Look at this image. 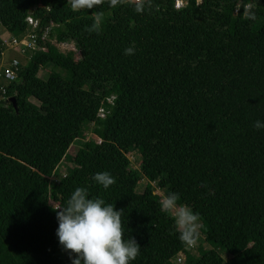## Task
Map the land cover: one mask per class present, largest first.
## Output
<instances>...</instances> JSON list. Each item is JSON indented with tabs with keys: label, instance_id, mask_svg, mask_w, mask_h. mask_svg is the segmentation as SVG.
Masks as SVG:
<instances>
[{
	"label": "trees",
	"instance_id": "1",
	"mask_svg": "<svg viewBox=\"0 0 264 264\" xmlns=\"http://www.w3.org/2000/svg\"><path fill=\"white\" fill-rule=\"evenodd\" d=\"M134 4L0 0V52L31 16L38 36L47 27L79 53L74 61L45 40L0 82V264H71L55 208L76 187L122 211L123 238L140 246L131 264H175L179 252L183 264H264V129L253 126L264 121V0H152L142 13ZM98 12L100 31H87ZM91 124L103 127L100 141L67 154ZM66 156L73 165L53 182ZM102 171L115 177L108 189L92 179ZM142 176L149 184L137 192ZM153 182L200 214L213 246L197 255L179 241Z\"/></svg>",
	"mask_w": 264,
	"mask_h": 264
},
{
	"label": "clouds",
	"instance_id": "2",
	"mask_svg": "<svg viewBox=\"0 0 264 264\" xmlns=\"http://www.w3.org/2000/svg\"><path fill=\"white\" fill-rule=\"evenodd\" d=\"M105 3L115 8L123 0H71V7L73 11L92 10ZM151 5L152 0H136L134 9L142 13ZM102 23L103 14L98 12L87 31L99 32ZM124 53L131 55L134 49L126 48ZM253 126L257 130L264 129V121L256 120ZM92 179L104 189L116 182L108 171L97 172ZM179 199L176 192L166 193L159 201L160 210L173 218L177 238L192 249L198 246L200 238V214L188 205L179 204ZM55 209L58 225L55 235L58 244L71 256V264H131L139 255L140 246L136 240L123 238L122 211L100 197L91 198L87 188L76 187L67 203Z\"/></svg>",
	"mask_w": 264,
	"mask_h": 264
},
{
	"label": "rangeland",
	"instance_id": "3",
	"mask_svg": "<svg viewBox=\"0 0 264 264\" xmlns=\"http://www.w3.org/2000/svg\"><path fill=\"white\" fill-rule=\"evenodd\" d=\"M128 1V0H127ZM7 34L5 31L3 32V28L0 27V35L1 34ZM5 35H1L0 37H3ZM54 44V43H52ZM55 45V44H54ZM57 47V49L62 52V53H67V52H72L73 53V60L76 61L79 59V53H78V49L76 46H74V48L69 47V46H65V45H55ZM7 47L9 48H13L12 46L7 44ZM20 50V45H15V47L11 50H7L4 55L3 58L0 60L3 63H6L10 60V57L12 58H18L20 56L21 58H27L30 55V51L25 50V51H21V54L17 51ZM71 50V51H68ZM40 72H48V69H40ZM3 83H5L3 81ZM30 100L37 104V102L33 99L30 98ZM102 130L103 127L97 124H91L86 130L85 132L82 134V136L79 139H76L69 147L67 154H69L70 156H72L73 152L76 150V148L78 147V145L80 144V142H88L90 144H95L98 143L101 139V134H102ZM129 160H130V167L136 170H139L141 167V159L139 157V153L136 150H132L127 154ZM73 164L71 163L70 159L68 158V156L64 157L63 160L58 164V166L56 167L54 173L52 174L50 180H52L53 182H57V180L64 176L67 172V168L72 166ZM149 184V181L142 176L136 186V191L137 192H142L145 188V186ZM150 185L153 188V191L158 194L161 198L166 194V191L161 188L156 182L150 183ZM57 197L56 196H51L50 197V204L52 206H57ZM201 230V229H200ZM201 232V231H200ZM210 246H213L209 243H206L204 241V236L201 234L200 238H199V242H198V246L195 248H192L191 251L194 252L197 255H201L205 249L209 248ZM221 254L223 255L224 258H228V256L221 251ZM173 263L178 264L177 261H175V258H172Z\"/></svg>",
	"mask_w": 264,
	"mask_h": 264
},
{
	"label": "built area",
	"instance_id": "4",
	"mask_svg": "<svg viewBox=\"0 0 264 264\" xmlns=\"http://www.w3.org/2000/svg\"><path fill=\"white\" fill-rule=\"evenodd\" d=\"M130 2H136V0H128ZM186 4V0H175V7L176 8H181L182 6H184ZM26 22L29 25L30 29L24 34V36H22L20 39H9V38H5L2 40V45L5 46L4 49L0 52L1 53V59L3 58L4 53L7 50H12L15 45H20V50L17 51L21 54V51H34V50H40L43 49V42L46 40L49 43H54L55 45H65V46H69V47H73L74 48V44L71 42H61V43H57L55 40H49V38L47 37V33L49 31V28H45L44 30H41V36H38L36 30L39 27V20L36 18H33L31 16H28L26 18ZM7 44L12 46L13 48H9L7 47ZM71 51V50H68ZM20 64V60L19 58H11L10 60L6 63H3L0 61V82L3 83V81L5 82L4 84L9 83L10 81L14 80L17 75H18V66ZM0 90L2 92V94L4 93L5 89L3 85H0ZM113 97H110L107 99L108 102L111 101ZM103 109H100V112ZM100 115L102 116V112L100 113ZM175 261L178 262V264H183L185 261V254L182 252H179L176 256H175Z\"/></svg>",
	"mask_w": 264,
	"mask_h": 264
},
{
	"label": "water",
	"instance_id": "5",
	"mask_svg": "<svg viewBox=\"0 0 264 264\" xmlns=\"http://www.w3.org/2000/svg\"><path fill=\"white\" fill-rule=\"evenodd\" d=\"M9 101L13 104V106L15 107V100L13 97L9 98Z\"/></svg>",
	"mask_w": 264,
	"mask_h": 264
}]
</instances>
